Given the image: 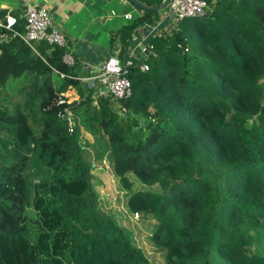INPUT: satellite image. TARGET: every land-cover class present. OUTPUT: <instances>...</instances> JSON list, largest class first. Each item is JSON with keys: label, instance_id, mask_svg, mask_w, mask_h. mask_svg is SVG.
<instances>
[{"label": "trees", "instance_id": "1", "mask_svg": "<svg viewBox=\"0 0 264 264\" xmlns=\"http://www.w3.org/2000/svg\"><path fill=\"white\" fill-rule=\"evenodd\" d=\"M206 1L204 15L152 37L148 69L127 66L131 93L117 101L84 88L66 44L0 40V264H150L98 210L93 153L112 161L128 210L155 218L165 264H264V0ZM158 11L114 33L122 61Z\"/></svg>", "mask_w": 264, "mask_h": 264}, {"label": "crops", "instance_id": "2", "mask_svg": "<svg viewBox=\"0 0 264 264\" xmlns=\"http://www.w3.org/2000/svg\"><path fill=\"white\" fill-rule=\"evenodd\" d=\"M29 5L41 6L48 11L51 25L66 38L67 52L82 67L83 73L79 78L84 88H93L94 93L107 89L97 76L99 65L108 55L120 51L122 42L114 33L148 10L132 0H0V8L8 11L16 8L24 13ZM178 20L165 8L160 9L152 15L151 21H144L133 29L124 57L131 58L133 65L141 68L148 57V53L141 54V44L150 45L154 35L172 32L177 28ZM72 92L74 95L69 96L68 93ZM68 93L70 99L78 97L75 88Z\"/></svg>", "mask_w": 264, "mask_h": 264}, {"label": "built area", "instance_id": "3", "mask_svg": "<svg viewBox=\"0 0 264 264\" xmlns=\"http://www.w3.org/2000/svg\"><path fill=\"white\" fill-rule=\"evenodd\" d=\"M165 9L169 14L180 19L185 16H202L207 10L206 0H169ZM24 15L23 30L16 28L17 17L15 14L7 11L5 16H0V27L5 28L7 31L1 33L0 40H7L9 37H18L25 44L34 48V42L38 40H45L49 43H56L58 45H65V36L51 25V17L48 11L36 5H29ZM63 61L72 64L74 62L73 56L66 52L63 54ZM133 60L126 58L122 61L117 54H110L99 65L97 76L101 79L106 90L102 93L109 92L114 101L120 100L130 95L131 81L127 76V66H132ZM141 69L147 70L148 65L142 63ZM66 94V93H65ZM67 95V94H66ZM63 101V99H60ZM66 117L69 123L73 121V113L66 110ZM138 215L137 212H134Z\"/></svg>", "mask_w": 264, "mask_h": 264}, {"label": "rangeland", "instance_id": "4", "mask_svg": "<svg viewBox=\"0 0 264 264\" xmlns=\"http://www.w3.org/2000/svg\"><path fill=\"white\" fill-rule=\"evenodd\" d=\"M17 85L18 83L15 80L9 79L8 86L6 87V93L14 100L19 99L21 96ZM68 95H74V92L72 94L68 93ZM81 132V144L86 149L91 150L90 146L93 147L94 144L89 143L93 141L91 134L86 131ZM93 156L94 153L90 157L92 161V184L97 193L98 210L106 214V216H111L128 231L135 243L143 249L150 264H165V249L155 243L152 237L155 218L149 215L143 216L141 213L138 215L131 213L126 205L127 189L114 173L112 161L106 154L100 158H94ZM130 178L134 181L135 186L150 189H156L157 187V185H146L132 174H130Z\"/></svg>", "mask_w": 264, "mask_h": 264}, {"label": "water", "instance_id": "5", "mask_svg": "<svg viewBox=\"0 0 264 264\" xmlns=\"http://www.w3.org/2000/svg\"><path fill=\"white\" fill-rule=\"evenodd\" d=\"M135 4L145 8V9H153V10H160L162 8H165L169 0H162L161 2L157 4H147L145 2L139 1V0H132ZM141 47L143 48L141 54L145 55L150 51V46L148 44H141Z\"/></svg>", "mask_w": 264, "mask_h": 264}]
</instances>
